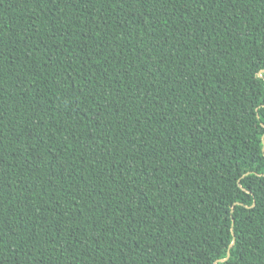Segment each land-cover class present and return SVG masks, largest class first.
<instances>
[{"label":"trees","instance_id":"obj_1","mask_svg":"<svg viewBox=\"0 0 264 264\" xmlns=\"http://www.w3.org/2000/svg\"><path fill=\"white\" fill-rule=\"evenodd\" d=\"M263 141L264 0H0V264H264Z\"/></svg>","mask_w":264,"mask_h":264},{"label":"water","instance_id":"obj_2","mask_svg":"<svg viewBox=\"0 0 264 264\" xmlns=\"http://www.w3.org/2000/svg\"><path fill=\"white\" fill-rule=\"evenodd\" d=\"M264 142V141H263ZM263 150H264V148H263ZM229 255H230V253H229Z\"/></svg>","mask_w":264,"mask_h":264}]
</instances>
